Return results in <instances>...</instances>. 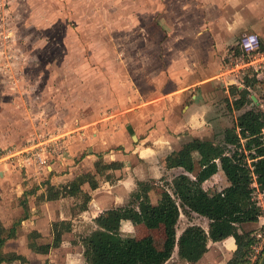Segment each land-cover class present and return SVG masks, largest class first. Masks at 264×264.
Wrapping results in <instances>:
<instances>
[{"label":"rangeland","instance_id":"obj_1","mask_svg":"<svg viewBox=\"0 0 264 264\" xmlns=\"http://www.w3.org/2000/svg\"><path fill=\"white\" fill-rule=\"evenodd\" d=\"M221 20L230 38L222 43L236 48L225 47V56L219 60L222 50L212 37L210 23L218 28ZM237 20L253 24L259 32L249 27L234 31L230 24ZM246 33L264 39V0H0V182L9 173L8 183L16 190L19 207L30 201L34 204L32 194L47 180L39 175L41 161L51 166L59 157L67 159L73 145L69 140L78 134L91 139L99 135L91 146L81 138L76 141L83 152L103 141L132 142L135 134L127 130L128 114L154 100L156 85L174 60L192 65L200 50L206 53V69L221 62L230 66L229 56L241 50ZM231 75L233 80L235 75ZM260 79L253 94L263 105L256 111L264 112V65ZM217 87L226 90L224 84ZM254 108L250 100L248 109ZM226 129L225 125L207 139L223 145ZM21 160L33 164L27 163L29 169H25ZM197 169L190 166L179 173L194 177ZM176 176L156 181L157 188L167 191L170 186L172 192L166 180ZM226 186L223 173L204 184L210 193ZM162 195L166 200L167 194ZM169 196L175 202L176 197ZM262 216L256 226L242 225V232L253 236L264 232ZM88 225L74 241L53 252L55 264H85L82 240L96 228L91 222ZM189 225L208 230L209 221L199 215H182L177 233ZM133 226L132 237L126 228L121 236H151L157 249L164 248V229ZM15 248L29 255L31 264L43 263L27 248L19 244ZM210 251L217 261H224L219 246L211 244ZM237 251L241 254L243 249L237 245ZM168 264L186 263L175 257Z\"/></svg>","mask_w":264,"mask_h":264},{"label":"crops","instance_id":"obj_2","mask_svg":"<svg viewBox=\"0 0 264 264\" xmlns=\"http://www.w3.org/2000/svg\"><path fill=\"white\" fill-rule=\"evenodd\" d=\"M210 24L212 37L218 41L222 50L220 53L221 58L219 59L221 60L225 56V49L228 50L230 48L231 51H234L236 47L235 45L227 47V45L222 43V41L230 39L226 35L228 27L223 20L220 21L218 28L215 27V23ZM230 27L234 31L241 29V27H249L259 32V29L253 26V24L242 25L238 20L235 24H230ZM223 28H225L224 31H222ZM262 42L264 43V39ZM205 54L204 52L200 53V50H198L196 54L197 60L192 65L187 64L184 59L174 60L167 68L164 74L165 78L159 80L157 83L156 91L154 90L153 92L156 95L154 100L141 105L139 110H134L128 114L130 126L127 130L135 134L132 142L114 145L113 142L103 141L97 147H87L86 151L83 152L84 149L78 147V143L76 145V141L83 135L78 134L69 140L73 145L67 154V159L62 160L59 157V161H56L51 166L50 164L48 166L42 164L38 166L40 164L34 163L39 169H42L39 175L41 177L45 175L47 180L44 181V186L42 185L37 193L32 194L35 198L34 204L31 201L29 205L28 203L23 204H27L29 208L28 218L25 220H21L25 216L24 206L20 205L19 207L15 195L16 190L14 187H11V183H8L9 173H7L5 179L0 182V223L8 231L16 226V236L7 240L3 252L5 254L21 255L30 262L29 255L19 252L17 248L14 249L19 244V247H25L33 255L42 258V264L46 262L55 264L51 256L54 251L61 249L70 240L74 241L77 232L81 233L90 226L88 222L96 226L93 232L98 230L97 218L108 211L127 207L131 203L133 195L138 191L140 183L152 185L149 197L153 205L160 206V203H164L165 200L163 201L162 192L167 195H174L173 189L172 192L170 191V186L169 190L161 191L160 188H157L158 184L156 182L163 180L164 177L170 174H174L175 176L183 174L179 172L183 171L184 168H168V157L175 152H179L186 144L193 140L211 141L207 137L220 132L221 127L226 125L225 137L227 130L236 127L240 116L248 111L260 109V106H263L261 101L253 94L254 88H249L251 93L249 100L244 107L237 109L235 101H237L239 93L237 91L233 93L232 89L238 88L239 91H242L245 87V82L242 84L241 80L236 76L231 80V67L224 65L222 62L217 67L212 66V68L206 69ZM208 56H212V54ZM215 77H218L219 80L215 81ZM220 84H224L226 90H219L217 86ZM250 100L254 103V109H248ZM237 132L239 133V129H237ZM94 137L91 139L87 135L86 138L82 137L81 139L85 141L86 146H91L93 142L98 140L99 135H95ZM21 162V166L25 169H29L27 163L33 164L29 160H21ZM98 162H102L101 165L103 166L117 163L121 165V168L102 169L98 173L96 168ZM190 164L189 167L191 166L193 170L198 168L195 171L198 173L200 167L196 153L193 155ZM221 173L223 172L219 171L217 175L221 176ZM88 174L95 175V180L98 182L97 189L93 190L90 183H85L81 187L82 194L78 196H66L55 201L46 200L48 193L47 184L56 189H63L71 185L80 176ZM186 175L188 174L186 173ZM217 175L211 179H214ZM175 178L166 180V182L168 181L171 184V188ZM229 185L227 180L225 188L229 187ZM4 187L7 189L5 190ZM24 194H26V191L22 195ZM22 195H18L17 198H21ZM86 195L91 199L87 204V210H81ZM174 200L176 205L180 206L178 199L174 198ZM79 205L80 207L78 208ZM182 215L188 218L191 215L197 214L192 213L189 216L181 212ZM57 222H69L72 225L71 232L63 234L61 247L53 249L49 254L34 252L30 248L31 240H34L39 247L51 245L54 240L52 225ZM248 224L257 225L256 223H247L243 224V226ZM133 225L130 221H124L120 233L122 232L123 234L126 228L127 234L131 235L132 230H134ZM189 226L180 233H177L178 239ZM206 231H209V226ZM34 233H37L39 236H34L35 238L31 239V235ZM230 238H228L229 240L226 239L227 241L221 242L209 241L208 252L198 262L181 259L177 246L172 258L166 264L174 260L175 257H178L180 261L186 264H228L238 252L236 240L232 237ZM211 244L220 247V257L224 260L223 262L220 263L210 255ZM232 255L234 256L231 257Z\"/></svg>","mask_w":264,"mask_h":264},{"label":"trees","instance_id":"obj_3","mask_svg":"<svg viewBox=\"0 0 264 264\" xmlns=\"http://www.w3.org/2000/svg\"><path fill=\"white\" fill-rule=\"evenodd\" d=\"M260 43L261 51L264 52V43L262 41ZM241 54L242 50L235 53L236 56ZM244 82L245 87L242 91L238 88L232 89L233 93L236 91L239 93L235 101L237 109L244 107L249 100L251 95L249 88H257L262 81L257 77L250 79L247 76ZM263 129L264 112L248 111L238 118L234 129L226 131L223 145L196 139L169 156L167 159L169 169H187L193 155L195 153L198 155L200 170L197 175L191 177L182 174L173 181V193L180 206H177L169 195L166 196L163 206L153 205L149 197L151 185L140 183L138 191L127 207L108 211L97 218L98 230L83 238L85 264H166L177 246L181 259L198 262L208 252L209 241L221 242L230 237L236 240L243 252L237 253L228 264H245L257 238L250 233H243L241 226L258 223L262 216V210L253 200L255 191L253 184L256 177L259 189L264 192ZM101 163L98 162L96 165L98 173L102 169L121 168L117 163L105 166ZM219 171L225 174L230 185L223 191L210 193L204 188V184ZM85 183H90L93 190L98 188L95 175L88 174L80 176L63 189H56L47 184L48 193L45 198L47 201H55L66 196H78L82 194L81 187ZM90 199L88 195L85 196L81 210H87ZM23 206L25 216L21 220L27 219L29 214L28 205ZM181 212L189 216L194 213L208 219L209 231L201 226L192 225L178 239L177 225ZM124 221H130L134 225H145L150 230L164 229L166 233L164 248L157 249L154 239L150 236L141 239L122 237L120 230ZM71 230L72 225L69 222L53 223V243L39 247L31 240L30 248L37 253L49 254L53 249L61 247L63 234ZM15 236L16 226L8 231L0 223V264H31L21 255L3 252L7 240ZM34 236L39 235L34 233L31 239H34Z\"/></svg>","mask_w":264,"mask_h":264},{"label":"built area","instance_id":"obj_4","mask_svg":"<svg viewBox=\"0 0 264 264\" xmlns=\"http://www.w3.org/2000/svg\"><path fill=\"white\" fill-rule=\"evenodd\" d=\"M240 46L242 55H234L230 57V73L239 78L242 84L244 83L245 77L247 76H256L259 80H261L260 70L264 65V52L261 51V43L258 35L254 33H246L242 38ZM250 71L253 72V75H251L252 73L250 74ZM262 136L264 138V129L262 131ZM40 163L42 165H45L47 162L43 160ZM253 188L255 189L253 193V200L256 202V205L262 210V214H264V192L259 189V186L256 182V177ZM262 217L263 216H261L260 219H262ZM256 238L257 241L253 245L252 250L249 252L245 264H259L262 258V255L264 253V232L258 233Z\"/></svg>","mask_w":264,"mask_h":264},{"label":"water","instance_id":"obj_5","mask_svg":"<svg viewBox=\"0 0 264 264\" xmlns=\"http://www.w3.org/2000/svg\"><path fill=\"white\" fill-rule=\"evenodd\" d=\"M259 264H264V253H263V255H262V258H261Z\"/></svg>","mask_w":264,"mask_h":264}]
</instances>
